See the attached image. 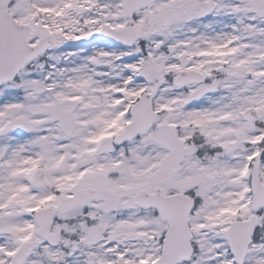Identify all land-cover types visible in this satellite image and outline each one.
<instances>
[{
    "label": "snow or ice",
    "instance_id": "6c2138e0",
    "mask_svg": "<svg viewBox=\"0 0 264 264\" xmlns=\"http://www.w3.org/2000/svg\"><path fill=\"white\" fill-rule=\"evenodd\" d=\"M0 264H264V0H0Z\"/></svg>",
    "mask_w": 264,
    "mask_h": 264
}]
</instances>
